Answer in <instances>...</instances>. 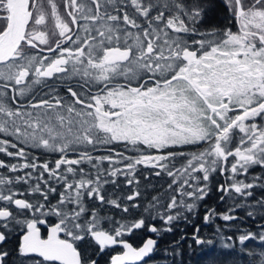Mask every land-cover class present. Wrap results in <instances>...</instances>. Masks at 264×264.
<instances>
[{
  "label": "snow or ice",
  "instance_id": "6c2138e0",
  "mask_svg": "<svg viewBox=\"0 0 264 264\" xmlns=\"http://www.w3.org/2000/svg\"><path fill=\"white\" fill-rule=\"evenodd\" d=\"M226 3L237 30L200 33L208 0H0V154L19 159L0 160V168L24 172L0 175V264H99L96 256L116 247L122 251L110 254L107 264H146L158 240L149 237L135 247L125 234L143 228L171 232L173 221L187 219L208 195L212 173H232L220 192L253 195L264 176L251 182L236 176L264 168V0ZM73 79L79 90L69 83L65 96L47 83ZM40 85L48 91L34 97ZM116 144L137 154L109 148L108 155L93 156L88 150ZM21 145L60 156L54 165L35 157L29 162ZM186 145L204 146L188 154L170 150ZM178 156L184 161L179 167ZM138 166L172 178L170 198L153 196L147 216L124 223L102 217L89 201L123 213L140 207L121 204L139 197L138 188L126 197L104 194L118 176L138 185ZM21 183L42 199L16 198L26 194L15 189ZM256 205L264 207V199ZM233 210L220 218L236 220ZM215 215L206 209L204 222ZM259 229L236 237L248 264H264V223ZM198 233L193 239L202 245ZM10 239L16 241L11 250L5 247ZM84 241L88 246L82 248ZM249 241L259 243L247 249ZM224 247L235 250L232 243Z\"/></svg>",
  "mask_w": 264,
  "mask_h": 264
},
{
  "label": "trees",
  "instance_id": "16d2710c",
  "mask_svg": "<svg viewBox=\"0 0 264 264\" xmlns=\"http://www.w3.org/2000/svg\"><path fill=\"white\" fill-rule=\"evenodd\" d=\"M208 3L209 10L204 17L203 22L198 25V31L200 33L208 32L212 29H224L229 27L233 31L237 30L238 26L236 25L231 13L228 10L226 0H208ZM194 38L198 39L199 36H196ZM47 83L49 85H54L60 96L66 95V88L69 83H71L74 88L79 90V88L77 87L76 79L64 83H61L60 81L49 80ZM47 91L48 88L46 86H37L33 92V96H39L43 92ZM9 95H11V93H9ZM19 98L21 101L24 100V98L22 97H18V100ZM2 136L3 134H0V137ZM200 146L202 148L204 145ZM24 147L26 152L28 153L29 162H31L32 158L35 157L39 163L48 161L50 164L54 165L55 160L60 156V153L48 152L44 149H34L30 146ZM109 148H113L116 152H122L125 155L129 156H134L137 154L135 150L131 148V146L126 147L124 144L99 147L95 150L89 148L88 150L93 156H103L109 154ZM199 148V146L195 145H186L170 150L188 154L192 151H198L201 149ZM67 155L69 156V158H75L76 153L69 152L67 153ZM0 160H4L8 164L19 162L18 158L7 157L4 154H0ZM183 162L184 161L179 156L176 158L175 163L177 167H179ZM232 162H234L233 158H229L227 164V167L229 169ZM115 166L118 167L121 165L117 164ZM80 167H84L86 172L90 171V166L87 164L81 165ZM103 167L108 168V162L105 161ZM28 171H31V169H28ZM154 172V169H148L144 166H138L136 174V180L139 181L138 185L134 183L133 185L129 186L125 183V179L123 176H118L115 178L116 184L109 183L104 186V194L108 198L126 197L130 195L135 189H139L141 195L134 201L129 202L126 199L121 200L122 206H130L132 204L140 205V207L130 208L129 213H123L120 209H116L111 205H100L98 201H89V204L97 207L102 217H113L114 220L121 223L137 219L141 215L147 216L148 214L144 212V209L153 196H161L162 200L166 202L167 199L172 195L170 191H167L168 184L171 183L172 178L168 177L166 174H162L161 176L157 177ZM23 174V170L18 173H9L8 169L0 168V175H8L14 177L15 175ZM36 174L38 173H34V176ZM230 176H232V173L230 171L223 175L219 172L212 173L211 178L208 182V195L204 198L203 201H199L197 203V207L193 213L185 214L187 216V219L181 217V219L173 221L172 225H170V227L172 228L171 232L161 231L158 235L156 233L149 234L147 228H143L134 230L133 233H130V235L129 233H126V238H124L126 240L129 239L128 242L132 243L133 245L140 244L142 242V239L146 237H154L155 239L158 238L157 240L159 241L157 249L151 256V260L148 259L146 264H207L213 258H216V264H233V262H235V264H248V260L250 259V257H248L246 253L241 252L243 246L239 244L238 240H236V237H238L242 233H246L247 231L258 232L260 230L259 225L261 223H264V219H261V217L264 216V207H259L256 205V201L264 199V180L256 182V188L250 190L253 192V195L251 197H240L237 196V194H235L234 192L225 194L218 190L221 184L227 185L231 183V180L229 179ZM257 176H264V168L253 166L246 174L240 175L238 173L236 178L238 180L244 178L243 180H245L246 182H251L253 177ZM45 178H47V174H45ZM31 183H35V180L33 179ZM55 186L58 188V192L62 190L59 185ZM28 187L29 185L23 183L15 185V189H18L19 192L26 193L24 196L18 195L16 198L28 199L31 202H36V200L42 199L38 193L27 194L26 190L28 189ZM58 192L51 195V202L53 204L58 199ZM221 196L225 197L223 201H221L220 199ZM236 204H240L242 206L236 208ZM208 208L215 209L217 215L213 216L210 222L205 223L204 215L206 209ZM229 209H234L230 214L237 217L236 220L224 221L222 218H220V214L228 212ZM157 211H163V209H157ZM249 212H252L253 215L249 216ZM26 214L31 215V213ZM149 219L150 222L154 223L157 227H164L163 222L158 218L155 220H151V218ZM51 221L55 222V218H51ZM104 226L109 227L107 223H105ZM197 228H199L198 235L205 241V243L202 245L195 244L193 239V234L196 232ZM230 236L233 237L232 241H228L227 239ZM221 238H224V240H220ZM209 240L212 241L211 244L207 243V241ZM219 242L232 243L234 244L235 250L232 251L228 248L223 249L222 247H215ZM15 243L16 241L14 240V243L12 244L15 245ZM258 243L259 241L246 242L247 249L253 248ZM81 244L82 245L80 246L82 248L86 247L88 246V241H84ZM90 250L92 251V253ZM88 251H90L89 254L94 255L92 247H88ZM229 252H231V255H227V253ZM104 256L107 257V255L103 254L102 256H97L99 264H106L107 258H104Z\"/></svg>",
  "mask_w": 264,
  "mask_h": 264
},
{
  "label": "flooded vegetation",
  "instance_id": "af4514ba",
  "mask_svg": "<svg viewBox=\"0 0 264 264\" xmlns=\"http://www.w3.org/2000/svg\"><path fill=\"white\" fill-rule=\"evenodd\" d=\"M42 232L46 235L47 234V229L46 228H44L43 226H42ZM14 240L15 239H10L9 240V242H8V244L7 245H5V247L6 248H8L9 250H11L13 247H14V244H12V243H14ZM13 245V246H12ZM82 245V244H81ZM133 246H137V245H133ZM117 248V247H116ZM116 248H114V249H112V250H109V255L110 254H113V253H115V252H119V251H121V248L119 249V247L116 249ZM116 250V251H115ZM112 252V253H111ZM109 255H108V258H109ZM96 258H97V256H96ZM108 258H107V260H108Z\"/></svg>",
  "mask_w": 264,
  "mask_h": 264
},
{
  "label": "bare ground",
  "instance_id": "6f19581e",
  "mask_svg": "<svg viewBox=\"0 0 264 264\" xmlns=\"http://www.w3.org/2000/svg\"><path fill=\"white\" fill-rule=\"evenodd\" d=\"M19 100H20V98H19ZM199 147L201 148V146H199ZM200 148H199V149H200ZM41 151H42V150H41ZM43 152H44V151H43ZM43 152H42V153H43ZM42 153H41V154H42ZM42 155H43V154H42ZM240 175H241V174H240ZM239 177H240V176H239ZM243 179H244V178H242L241 180H243ZM36 197H37V196H36ZM36 201H37V200H36ZM53 201H54V200H53ZM34 202H35V201H34ZM27 215H28V214H27ZM53 218H54V217H53ZM52 220H53V219H52ZM51 222H52V221H51ZM127 234H128V233H127ZM149 234H150V232H149ZM151 234H153V233H151ZM125 235H126V234H125ZM129 235H130V233H129ZM135 235H136V234H135ZM135 235H134V237H135ZM145 235H146V234H145ZM154 235H155V234H154ZM157 235H158V234H157ZM214 235H215V234H214ZM214 235H212V236H214ZM132 236H133V234H132ZM137 236H138V235H137ZM144 237H145V236H144ZM125 238H126V237H125ZM125 238H124V239H125ZM212 238H213V237H212ZM131 239H132V238H131ZM157 239H158V238H157ZM128 240H129V239H128ZM134 240H135V239H134ZM138 240H139V239H138ZM136 241H137V240H136ZM158 241H159V240H158ZM135 243H136V242H135ZM86 247H87V246H86ZM117 248H118V247H117ZM117 248H116V249H117ZM90 249H91V248H90ZM119 249H120V248H119ZM90 251H91V250H90ZM90 251H88V252H90ZM115 251H116V250H115ZM91 253H92V251H91ZM111 253H112V252H111ZM94 254H95V253H94ZM152 255H153V254H152ZM98 256H99V255H98ZM101 256H102V255H101ZM104 258H108V255H107V257L104 256ZM102 260H103V259H102ZM150 260H151V259H150ZM146 262H147V261H146ZM202 262H203V261H202ZM207 262H208V261H207ZM201 264H202V263H201ZM207 264H209V263H207Z\"/></svg>",
  "mask_w": 264,
  "mask_h": 264
},
{
  "label": "rangeland",
  "instance_id": "374dc122",
  "mask_svg": "<svg viewBox=\"0 0 264 264\" xmlns=\"http://www.w3.org/2000/svg\"><path fill=\"white\" fill-rule=\"evenodd\" d=\"M118 167H121V166H118ZM220 240H224V238H221ZM224 244H225L224 242H219L218 245L215 246V247H222V248L224 249V248H225V247H224ZM245 253H246V252H245ZM216 257H217V256H216ZM230 258H233V257H230ZM235 259H236V258H235ZM106 264H107V261H106Z\"/></svg>",
  "mask_w": 264,
  "mask_h": 264
},
{
  "label": "water",
  "instance_id": "95a60500",
  "mask_svg": "<svg viewBox=\"0 0 264 264\" xmlns=\"http://www.w3.org/2000/svg\"><path fill=\"white\" fill-rule=\"evenodd\" d=\"M147 238H149V237H146V238L142 239V242H141L140 244H138L137 246H135V247L142 246V244H143L144 240H146ZM153 238H154V237H153ZM121 251H122V249H121ZM113 254H114V253H113Z\"/></svg>",
  "mask_w": 264,
  "mask_h": 264
}]
</instances>
